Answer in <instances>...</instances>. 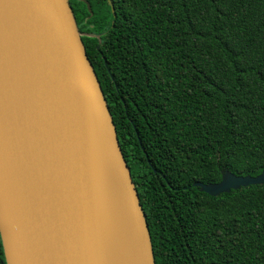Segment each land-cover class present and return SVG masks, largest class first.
Listing matches in <instances>:
<instances>
[{"label":"trees","instance_id":"trees-1","mask_svg":"<svg viewBox=\"0 0 264 264\" xmlns=\"http://www.w3.org/2000/svg\"><path fill=\"white\" fill-rule=\"evenodd\" d=\"M111 2L70 0L155 264H264V184L194 185L264 171V0Z\"/></svg>","mask_w":264,"mask_h":264},{"label":"water","instance_id":"water-1","mask_svg":"<svg viewBox=\"0 0 264 264\" xmlns=\"http://www.w3.org/2000/svg\"><path fill=\"white\" fill-rule=\"evenodd\" d=\"M82 35L70 0H0L6 264H111V181L135 264H155L146 215ZM258 184L264 171L194 185L218 196Z\"/></svg>","mask_w":264,"mask_h":264},{"label":"bare ground","instance_id":"bare-ground-1","mask_svg":"<svg viewBox=\"0 0 264 264\" xmlns=\"http://www.w3.org/2000/svg\"><path fill=\"white\" fill-rule=\"evenodd\" d=\"M113 208V226L111 238V264H135L132 256L131 240L122 213V201L115 181L110 183Z\"/></svg>","mask_w":264,"mask_h":264},{"label":"flooded vegetation","instance_id":"flooded-vegetation-1","mask_svg":"<svg viewBox=\"0 0 264 264\" xmlns=\"http://www.w3.org/2000/svg\"><path fill=\"white\" fill-rule=\"evenodd\" d=\"M82 27V26H81ZM81 31V33L83 34V36H85L86 35V33L84 32V30H80Z\"/></svg>","mask_w":264,"mask_h":264}]
</instances>
